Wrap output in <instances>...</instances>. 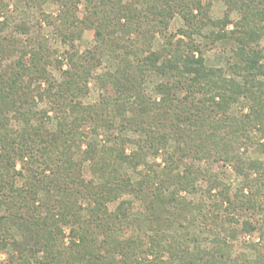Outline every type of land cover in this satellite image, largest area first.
Returning a JSON list of instances; mask_svg holds the SVG:
<instances>
[{
  "label": "trees",
  "instance_id": "1",
  "mask_svg": "<svg viewBox=\"0 0 264 264\" xmlns=\"http://www.w3.org/2000/svg\"><path fill=\"white\" fill-rule=\"evenodd\" d=\"M82 1L88 5L85 19L95 30V41L108 47L118 62L114 72L99 76L107 98L97 108L87 114L74 104L96 69L89 66L87 57L73 55L72 69L63 72L61 82L51 78L47 70L50 55L43 51L22 52L11 67L0 71V118L8 120V114L14 113L33 120L38 113L26 114L25 108L36 104V96L41 101L49 99L59 112L54 132L46 128V113L40 115L38 126L28 123L16 137L6 124L0 125V211L4 212L0 223L6 220L24 237V244L17 243L21 260L5 264H32L30 257L23 255L28 248L34 255L45 252L41 264H100L103 253L110 256L105 257L106 264H162L166 253L179 258L178 264H264L261 253L257 261L233 257L226 241L207 250L198 236L185 234L187 239L181 241L164 233L189 232L195 211L204 218L222 211L242 232L253 233L252 223L241 221L239 216L264 212V159H246L240 153L243 148L255 147L264 156V54L258 46L264 37V0H225L230 11L240 15L237 23L230 19V12L220 21H211L209 6L203 0H76V10ZM64 6L60 23L67 29L69 19L76 14L66 3ZM177 15L184 27L175 40L168 29ZM209 24L219 33H211L205 43L197 42L194 36ZM230 25L233 29L228 31ZM58 31L63 38L67 36L62 28ZM156 35L163 38L164 46L153 51ZM137 38L142 39L140 44ZM210 42L231 47L232 59L226 68L207 64L204 48ZM2 50L0 43V61L5 59ZM153 73L163 79L156 85L159 100L144 91ZM241 100L246 102L242 112H233L232 107ZM87 116L94 120L95 128L104 126L110 136L101 145L88 143L85 151L80 144L82 158L78 161L75 144L81 140L79 128ZM118 119L120 131L114 135L112 128ZM127 131L145 136L140 149L131 154L126 153L127 140L121 135ZM257 133L263 138L255 137ZM169 143L174 146L165 156L164 167L149 166L137 180L115 167L120 163L136 170L148 151L157 156ZM33 151L48 158L47 168L53 177L37 179L34 172L27 184L16 186L14 174H22L16 171L17 162L21 161L24 170ZM188 160L205 165H187ZM85 162H90L99 182L81 178ZM215 163L231 167L243 178L235 193L219 175L210 173V165ZM202 183H207L206 189ZM40 191L60 199L50 202L48 197L49 201L41 202ZM182 192L202 193L215 200L213 210L209 211L204 201L195 207ZM126 193L135 194L143 204L151 232L148 245L142 237L126 243L116 239L121 225L128 229L137 226L138 220L128 215L131 203L122 201L114 213L109 212L107 204ZM81 198L90 201L87 213L91 219L86 225ZM64 227H70L67 246ZM237 232L229 231L232 239Z\"/></svg>",
  "mask_w": 264,
  "mask_h": 264
},
{
  "label": "rangeland",
  "instance_id": "2",
  "mask_svg": "<svg viewBox=\"0 0 264 264\" xmlns=\"http://www.w3.org/2000/svg\"><path fill=\"white\" fill-rule=\"evenodd\" d=\"M73 2H76V0H3V3L0 5V43H3L2 54H5V59L2 58L0 61V71H2L3 67H11L21 56L22 52L30 55L37 51H43L50 55V62L47 65V70L51 75V78L57 82H61L63 79V72L72 69L70 59L73 55H79L82 58L87 57L86 61L89 66L91 67L94 65L96 69L87 81V84L84 85L85 92L83 96L77 98L74 104L79 106V108H82V111H86L85 113L88 114L90 111L97 108L102 100L107 98V92L100 86L98 80L99 76L105 73L114 72L118 62L108 47L100 46L95 41V30L85 19V9L88 5L82 1L78 4V10H76ZM203 2L205 5L209 6V17L211 21H220L224 19L229 12L230 19L233 23L240 21V15L238 12H231L225 0H203ZM65 3L70 7V11L76 14L75 18L71 17L69 19L70 24L67 29L63 26L62 22L60 23L61 13L65 9ZM183 27L184 22L182 18L179 15L175 16L168 29V35L174 37L175 40L179 39V30L183 29ZM59 28L63 29V33L67 35L66 37L63 38L59 34ZM231 29H233L232 25L228 27V31ZM211 33H219V29L209 24L201 28L200 33L194 36V39L199 43H205L208 41L206 37L211 35ZM119 36H121V34ZM141 40L138 39L137 43L140 44ZM163 46V38L160 35H156L153 39L152 50L158 51ZM258 46L264 54V37L260 40ZM13 47H16L18 51H14L15 49ZM204 53L206 62L209 66L226 68L229 61L232 59L231 47L225 45L223 42H218L216 45H212L210 42V45L204 48ZM227 76L230 77L232 74L227 72ZM162 80L163 79L158 74L153 73L149 75L148 80L144 85L145 93L153 99L159 100L160 96L156 93V85L161 83ZM37 84L39 85L41 83ZM41 85L42 88L47 87L46 82H42ZM35 102L36 104L34 106H26L25 108V112H27L26 114L38 113L37 117L33 120L29 121L27 115L21 118L14 115V113H10L8 114V120L0 118V125L1 123L6 124L7 129L12 131V135L16 137L28 123L38 126L40 123V115L46 113L47 118H45L47 120L44 121L47 124V130L49 132L56 131L59 112L54 110V104H52L47 98L41 101L37 96ZM242 103L246 102L241 100L239 104L232 107V111L237 113L242 112ZM67 114L69 116L70 112L67 111ZM70 121H72V119H70ZM93 121L94 120L90 117L87 118L86 122L84 120L81 121L82 126L79 128V132L82 137L80 141L76 140L75 144V150L77 153L76 158L78 161L82 158V152H78V146L80 144L81 151H85L88 143L95 142L101 145L103 144V141L110 136L109 131L104 126L95 128L96 125ZM120 123L121 121L118 119L116 126L112 128L114 135L119 133ZM121 135L127 140V154L137 152L141 146L140 142L143 141L145 137L142 134L131 131H127ZM261 135L262 134L257 133L254 136L262 139L263 137ZM173 146V143H169V145L162 149L157 156L148 151L136 170L129 165H121L120 163H116L115 167L119 172L127 174L133 180H137L141 174L147 173L149 166H155V164H158L163 168L165 165V156L172 151ZM240 153L246 159H264V156H261L255 147H250L249 149H246V151L243 148ZM46 161H48V158L44 157L41 152L33 151V154L31 156L29 155V158L26 160V167L24 170L21 161L17 162L16 171L21 172L22 174H14V170L12 171V174L15 175L14 181L16 186L21 187L24 186V184H27L29 178H31L34 172H37V179H51L53 175L51 170L47 168ZM186 163L187 165L192 166L205 165L204 162L198 163L195 160H188ZM210 169V173L219 175L220 180L231 187L232 194L242 186L243 178L237 175L231 167L222 166V163H215L210 165ZM182 170L183 169L181 168L179 172H182ZM80 175L81 178L86 181L99 182L93 175L90 162H85L82 165ZM7 178L9 179V177ZM201 185L204 189L207 188V183H202ZM212 194H215V191L212 192ZM181 196L191 200L195 207L199 206V204L204 201L206 205H209V211L213 210L212 205L215 200L206 198L202 193L188 194L182 192ZM48 197L49 196L43 191L39 192L38 199L41 202H47L49 201V198L50 202L60 199L58 195ZM139 199L140 198L135 194L126 193L116 202L107 204L109 212L114 213L122 201L131 203L132 206L128 215L131 216V218L138 220L135 223L137 226L132 229H128L124 225L119 227V233L116 235V239L119 242L126 243L132 238L142 237L148 245L147 238L150 236L151 232L149 231V222L146 214L143 213V204ZM79 202L83 208L81 212L82 221L86 225V223H88L87 221L91 219L88 217L89 215L87 213L90 201L81 198ZM2 213L4 212L0 211V216ZM239 219L241 221H250L255 227L253 233L242 232L241 228L238 225L231 223L222 211H220L217 216L212 214L208 218L202 217L198 211H195L193 219H191L192 223L189 232L186 233L183 230H165L164 233L167 235H175L181 241L187 239L186 235L189 236V238L198 236L199 242L202 243V247L207 250H211L219 242L226 241L230 246L233 257H248L250 260L257 261L259 257L258 254H264V212L246 213L239 216ZM92 224L95 225V223ZM91 227L95 228V226ZM232 229L238 230L234 239L231 238L229 233ZM63 232L65 237L63 242L65 246H67L70 244L71 240L70 227H64ZM23 239V234L19 231V228L11 225L6 220L3 224L0 223V264H5L11 259L16 263L21 260V248L17 243L20 242L24 244ZM102 239L103 238L100 237L99 240ZM79 240L80 238H75L76 242ZM29 250L30 248L23 251V255L30 257L32 264H41L43 257H45V252L40 251L38 252V255H34V253ZM101 253L103 252H100V254ZM101 255V263L106 264L105 260L107 258L109 259L110 256H107L104 253ZM119 258L120 256L117 259ZM149 259H153V256L150 255ZM161 261L162 264H178L179 258H171V255L166 253L161 257Z\"/></svg>",
  "mask_w": 264,
  "mask_h": 264
}]
</instances>
